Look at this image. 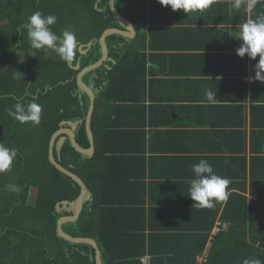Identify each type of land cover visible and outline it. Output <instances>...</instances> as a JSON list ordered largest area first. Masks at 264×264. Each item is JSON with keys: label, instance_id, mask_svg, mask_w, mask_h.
<instances>
[{"label": "trees", "instance_id": "obj_1", "mask_svg": "<svg viewBox=\"0 0 264 264\" xmlns=\"http://www.w3.org/2000/svg\"><path fill=\"white\" fill-rule=\"evenodd\" d=\"M53 1H59L62 6L49 9L50 0H34L28 18L40 11L42 15H54L56 19L60 16L67 21L73 16L79 22H90L87 35L77 37L78 45L90 43V47L82 48L85 53L77 47L72 62L62 60L53 50H36L31 61H19L17 49L30 44L24 28L28 19H19L15 23L0 5V127L9 122L20 125L13 115L15 105L20 102L27 106L34 101L41 108L40 123L35 124L40 128L38 137L42 133L38 151L24 154V158L19 159L21 162L11 167L14 174L10 170L0 173V183L16 178L14 184L20 188L19 191L0 192L3 201L0 218L10 216V225L5 230L9 229V233H14L19 240V246H14L16 250L10 254L14 259L12 262L7 260L6 252H1L3 246L0 245V258L4 255L5 264H95V250L90 244L70 242L56 232L57 219L74 213L80 188L51 164L48 144L55 130L74 123L77 143L83 148L89 146L85 130L89 97L78 87L76 75L80 69L100 59L99 37L104 29L122 27L112 14L108 0H85L84 8L72 6L80 0ZM114 4L132 23L136 33L132 37L108 35L105 39L107 60L82 78L95 95L90 119L94 137L92 155L76 151L67 134L56 139L54 158L78 174L90 194L84 197L78 218L64 222L62 229L72 236L94 239L102 264H143L144 256H149L150 264H195L196 256L206 247V264H245L251 260L264 264V156L259 155L264 141V119L260 130V123L251 122L252 157L248 180L251 197L248 200L240 193L230 192L227 201L216 202L212 208H197L183 199L190 184L185 182L175 205L152 206L155 199L149 194L150 186L144 182L150 130H145L143 119L147 114L144 101L152 93L151 88L147 89L150 87L147 82L151 81L149 75L155 71L163 72L156 60L157 52L153 53L158 50L161 40L156 41L158 36L153 30L143 26L146 0H115ZM62 8L64 11L59 12ZM80 12L84 19L80 18ZM156 12L154 8L151 13L157 15ZM93 18L95 23L91 22ZM63 26L65 24L58 19L50 27L59 36L67 30ZM76 64L78 69L74 68ZM32 71L39 78L29 83ZM47 71L50 76L48 86L41 87V92L38 87L42 84L37 83L38 87H35L33 83L41 78L44 82ZM18 72L22 76H18ZM165 77L156 80L157 83L167 81ZM16 84L22 87L16 88ZM26 85L35 88L30 91L29 87L24 88ZM33 93L34 97H30ZM256 101L261 104L255 105ZM252 104L259 114H264V95ZM1 132L0 139L5 140V136L12 139V132ZM233 139L238 140L236 136ZM255 140L261 142L260 146ZM238 159L243 162L242 176L237 174L236 168L234 173L232 170L221 176L230 181V189L247 184L246 158ZM199 160L197 158L196 163ZM31 186L37 187L33 200L28 198ZM70 190L75 191L73 197ZM193 215L198 217L195 221L190 219ZM216 220L226 222L227 227L210 238Z\"/></svg>", "mask_w": 264, "mask_h": 264}, {"label": "crops", "instance_id": "obj_2", "mask_svg": "<svg viewBox=\"0 0 264 264\" xmlns=\"http://www.w3.org/2000/svg\"><path fill=\"white\" fill-rule=\"evenodd\" d=\"M233 4L234 0H217L203 12L185 14L183 10L172 11L169 6H162L158 0H146L143 26L153 30L158 36L156 41L161 40L158 50L153 53L157 52L156 60L163 71L149 75L148 80L151 81L147 82L150 86L147 89L151 88L152 93L144 101L147 114L143 124L146 131L150 130L147 134L149 152L147 147L144 182L150 186L149 194L155 199L151 205L155 208L173 206L178 202L184 183H190L194 178L192 165L196 164L197 158L206 159L219 176L232 170L234 173L235 168L242 176L243 162L238 158L244 156L247 184L232 189L228 187V191L240 193L247 200L251 197L248 184L252 157L251 122L260 123V130L264 119V114H259L255 106L261 103H252L264 95V83L249 82L248 78L254 77V66L259 57L252 60L247 55L243 58L237 56L240 41L236 38L242 23L264 16V0H257L251 13L245 7L236 10ZM154 8L157 15L151 13ZM35 54L36 50L30 44L23 45L16 53L19 61H31ZM163 76L167 81L157 83L156 80H162ZM30 78L38 79L39 76L32 71ZM18 87L22 85L16 84ZM28 87L24 86L25 89ZM209 90L216 91L212 102L206 97ZM234 136L238 140H234ZM255 141L260 146L261 142ZM13 142L14 138L6 147L20 153ZM261 148L262 152L258 154L264 156V141ZM16 187L19 188L11 182L0 183V192L16 191ZM189 187L190 184L183 193V199L193 204L188 196ZM2 205L0 200V207ZM196 218V215L190 217L194 221ZM10 220V216L0 218V232L5 233L3 237L0 233V245L3 246L1 252H6L7 260L12 262L10 254L16 248L14 241L9 240L13 234L9 229L5 230ZM214 224L210 238L227 227L226 222L219 220ZM215 228H218L217 232H214ZM3 257L0 264L5 261Z\"/></svg>", "mask_w": 264, "mask_h": 264}, {"label": "clouds", "instance_id": "obj_3", "mask_svg": "<svg viewBox=\"0 0 264 264\" xmlns=\"http://www.w3.org/2000/svg\"><path fill=\"white\" fill-rule=\"evenodd\" d=\"M158 3L162 6H169L172 11L183 10L185 14H188L197 11L203 12L216 4L217 0H158ZM256 4L257 0H234L233 7L236 10L245 7L246 11L251 13ZM55 22L54 15L44 16L40 11L30 15L28 23L24 25L30 46L35 50H53L62 60L72 62L76 58L77 38L69 30L63 31L59 36L51 31L50 26ZM236 39L240 41V46L236 49L237 56L243 58L247 55L252 60L259 57L254 66V77H249V82L255 80L264 83V16L242 23ZM18 76H22V74L18 72ZM215 96L216 91L206 92V97L210 102L215 100ZM40 113L41 108L34 101L27 106L18 102L13 115L21 123L30 121L33 124H39ZM16 157V149L0 144V173L10 170ZM192 172L194 178L190 181L188 195L193 201L192 205L197 208H212L216 202L227 201L230 194L228 191L230 181L216 174L213 166L207 160L201 159L192 165ZM143 259H148L149 262L148 256L142 258L144 264ZM245 264H260V261H245Z\"/></svg>", "mask_w": 264, "mask_h": 264}, {"label": "water", "instance_id": "obj_4", "mask_svg": "<svg viewBox=\"0 0 264 264\" xmlns=\"http://www.w3.org/2000/svg\"><path fill=\"white\" fill-rule=\"evenodd\" d=\"M114 2H115V0H108V6H109L112 14L116 18L117 22L122 27V29L117 28V27H110V28L104 29V31L101 33V35L99 37V43H100L101 51H102L100 59L97 60L96 62L88 65V66L83 67L82 69L79 70V72L76 75V82H77L78 87L80 89H82L84 92H86L88 97H89V107H88L87 114L85 117V130H86L87 137L89 140V146L87 148H83V147L79 146V144L77 143L76 138H75V132H74L75 124H72V123L70 124L69 127H60L57 130H55L53 132V134L51 135V137L49 139V144H48V159L51 162V164H53L58 170H60L61 172H63L67 176H69L75 183H77L79 185V188H80L79 193L76 196V200H75L74 213L72 215L61 216L57 219V221H56V232L60 237L64 238L65 240H68L70 242L90 244L95 250V264H102L101 257H100V250L97 246L96 241L90 237L72 236V235L66 233L62 229V224L64 222L74 221L78 218V216H79V214L83 208L84 197L86 195L90 196V194L87 193L86 184L84 183L83 179L78 174H76L73 171L69 170L68 168L62 166L59 162L56 161V159L54 158V145H55L56 139L59 135L67 134L70 138L72 146L74 147V149L76 151H78L79 153L88 154V155H92V153L94 152V137H93L92 130L90 128V119H91L93 109H94L95 95H94L92 88L90 86H88L83 81L82 78L87 72L97 68L103 62H105L107 60V58H108V46L106 44L105 39L108 35L120 34V35H123L125 37H132L135 35V32H136L133 25L130 23V21L119 13ZM83 47L89 48L90 43H86V44L81 43L78 45V49L81 53L86 52L85 49L84 50L82 49ZM74 68L78 69L79 65L76 64L74 66ZM58 206H59V203L57 204V207Z\"/></svg>", "mask_w": 264, "mask_h": 264}, {"label": "rangeland", "instance_id": "obj_5", "mask_svg": "<svg viewBox=\"0 0 264 264\" xmlns=\"http://www.w3.org/2000/svg\"><path fill=\"white\" fill-rule=\"evenodd\" d=\"M24 1H20V0H3V1H0V5L4 9L6 14L10 15L12 21L17 23L18 21H20L19 19H24V18L28 19V12H31V10L33 8L32 4L34 3V0H24ZM58 2L59 1L54 2L53 0H50L49 9L52 8V7L57 8V9L60 8V6H62V5L60 3H58ZM83 2H85V0H83V1L80 0V2L72 4V6H80V7L84 8V3ZM65 10L68 11V6L65 7ZM58 11L59 12L60 11H64V8H62L61 10H58ZM69 14H70V12H69ZM79 16H80L81 19H84L83 13L80 12ZM69 17H71V16H69ZM58 19L61 20L62 24H65V26H63V28L73 32L75 34L76 38L77 37L86 36L87 35V30L90 28V26H88L90 24V22L89 23L84 22V21L79 22L78 19L76 20L75 18H73V16L70 19L68 18L67 21L59 16L56 19V22L58 21ZM72 21H74V22H72ZM2 22H4V20H2ZM91 22L95 23L96 19L93 18L91 20ZM49 77L50 76H48V74L45 73L44 82L42 81V78H41V81H39V80L37 81L36 80V85H37V83L42 84V85H39V87H38V89H41V92H43L42 88L48 86L47 81H48ZM31 80L32 79H30L29 82H31ZM33 88H35V87H29V90L33 89ZM30 97H34V93ZM27 101H28V99H27ZM38 130H40V128L37 127L35 124H32L30 121L29 122H25V123H20V125H18V126H16L13 122H9V123L3 124L0 127V132L1 131L8 132V133L14 132L13 135H12V138H14V142L13 143H14V145H16V147L19 148V151H20V153L17 154L16 159L13 161V165L12 166L16 165L17 163H20L21 161H19V159L21 158V160H22L24 158V154L28 155V154H32V153H35L36 151H38V147L41 146V143L39 142V138L42 137V133H41L40 137H38V135H39L38 134V132H39ZM1 135H2V132L0 133V136ZM5 138H6L5 140L1 138L0 142H2V144L6 147L5 144H7L8 142H11V139H9V137H7V136H5ZM15 138H16V140H15ZM3 142H5V144ZM9 148H12V147H9ZM37 162H39V161H37ZM35 167H36V164L34 166V169H35ZM10 171H12V174H14V169L10 170ZM9 173H11V172H9ZM2 175H4V174H2ZM22 177H23V175H22ZM15 180H16V178H10V179H8L7 182L14 183ZM16 188H17L16 191L20 190V188H18V187H16ZM36 192H37V187L31 186L30 189H29L28 198L30 200H33L35 195H36ZM69 193H70L71 197H73L75 195V191H73V190L72 191L70 190ZM12 234H13L12 238H10V240L9 239L8 240L9 241H14V246H18L19 245V240L17 239V237L15 236L14 233H12ZM5 243L9 247L7 241ZM8 251H10V249H8ZM11 260L13 261L14 259L11 257ZM2 264H5V261H3Z\"/></svg>", "mask_w": 264, "mask_h": 264}, {"label": "built area", "instance_id": "obj_6", "mask_svg": "<svg viewBox=\"0 0 264 264\" xmlns=\"http://www.w3.org/2000/svg\"><path fill=\"white\" fill-rule=\"evenodd\" d=\"M218 228H215L214 232H217ZM209 246V244L207 245ZM208 257V248L204 249V251L201 254H198L196 256L195 264H206V260ZM144 264H149L148 259H143Z\"/></svg>", "mask_w": 264, "mask_h": 264}, {"label": "flooded vegetation", "instance_id": "obj_7", "mask_svg": "<svg viewBox=\"0 0 264 264\" xmlns=\"http://www.w3.org/2000/svg\"><path fill=\"white\" fill-rule=\"evenodd\" d=\"M120 29H122V28H120Z\"/></svg>", "mask_w": 264, "mask_h": 264}]
</instances>
